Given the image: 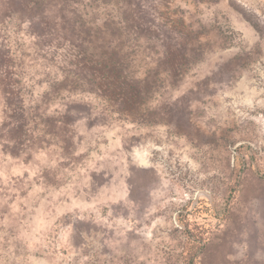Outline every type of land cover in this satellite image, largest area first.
I'll return each mask as SVG.
<instances>
[{"label": "rangeland", "instance_id": "rangeland-1", "mask_svg": "<svg viewBox=\"0 0 264 264\" xmlns=\"http://www.w3.org/2000/svg\"><path fill=\"white\" fill-rule=\"evenodd\" d=\"M31 5L0 0V264H264V0Z\"/></svg>", "mask_w": 264, "mask_h": 264}, {"label": "trees", "instance_id": "trees-1", "mask_svg": "<svg viewBox=\"0 0 264 264\" xmlns=\"http://www.w3.org/2000/svg\"><path fill=\"white\" fill-rule=\"evenodd\" d=\"M20 2L21 8L26 12V11H31L34 10L35 8L32 7L31 3L34 2V0H18ZM7 2V1H6ZM31 25L34 24L36 21L35 17H31L29 19ZM63 24H66L65 21H63ZM126 27L128 29L129 25H128V21L125 22ZM35 25H37V23H35ZM45 26L46 24L44 22H41L40 25L38 26H34L35 27V31L33 33V35L35 36V34H46L48 36L51 35V32L46 31V28L43 32H41V27ZM10 62L11 60L6 58V56L2 53L1 47H0V81L3 84L5 81H10L13 82L11 79V74L9 72V67H10ZM76 65V64H75ZM101 71H104V73H101L100 71H95L93 72V81L96 84V88L99 89L98 91L100 92L101 97L105 98L109 104H111L113 96H114V92H115V88H119V86L122 84L120 82V80L118 81L115 77L116 73H119L116 69H113L110 65L108 67H104ZM15 72H12V75H15ZM75 75H77L79 78H81V76H83L81 73L77 74L75 72ZM107 78L108 80H112L113 78V82L110 83V81L108 83H104L103 78ZM122 78V75H121ZM10 85H13V83H11ZM103 85L108 86L106 88V90H103ZM103 90V91H102ZM0 91L4 92V89H0ZM5 93V92H4ZM110 94V97H109ZM106 101V102H107ZM3 107V104H2ZM12 105L9 102L4 103V110H3V123L2 126L0 128V131L6 130V128L10 125L8 120H11V117L8 115L9 114V110H11ZM120 114H122V112L120 111Z\"/></svg>", "mask_w": 264, "mask_h": 264}]
</instances>
